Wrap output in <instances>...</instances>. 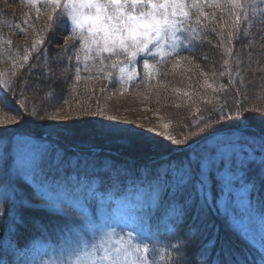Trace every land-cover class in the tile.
Here are the masks:
<instances>
[{
  "label": "snow or ice",
  "instance_id": "snow-or-ice-1",
  "mask_svg": "<svg viewBox=\"0 0 264 264\" xmlns=\"http://www.w3.org/2000/svg\"><path fill=\"white\" fill-rule=\"evenodd\" d=\"M45 3L50 19L62 9L55 16L53 38L70 32L81 42L85 61L97 60L99 71L119 68L116 82L125 85L137 77L134 62L138 58L146 76L159 75L149 60L160 57L163 62L175 54L177 34L192 30L193 16L197 24L207 18L205 7L223 12L226 6L234 16V29L241 19H248L243 0ZM210 31L217 29L213 26ZM227 35L231 41L233 33ZM65 48L72 51L76 45L65 44ZM225 53L232 57L233 48L226 46ZM248 55L251 70L252 54ZM121 57L129 62L128 69L120 67ZM106 59L112 61L110 65L104 64ZM235 63L244 61L237 57ZM256 63L255 71L264 79V67L259 66L264 64V49ZM223 64L228 65L229 60L224 59ZM232 72L227 68L220 75L231 78ZM105 78L111 79L112 73ZM80 79L77 74L75 80ZM205 84L212 87L207 81ZM29 88L22 76L0 78V109L11 113L0 124V264H264V223L257 228L255 222L257 212L264 222V200L258 199L264 192V107L235 102L234 91L232 104L225 98L193 130L181 133L180 139L168 134L165 142L136 128L105 123V119L116 118L82 105L73 125H49V120L64 111V96L55 93L47 101L33 98L28 107L25 93ZM225 106L234 115L229 131L221 135L223 121L230 118ZM89 115L104 119L81 118ZM26 125L45 132H25ZM70 129H75V135L67 134ZM81 135L83 139L77 140ZM61 141L69 142L70 147L65 148ZM112 146L117 148L115 153ZM22 185L31 187L40 203L33 204ZM107 193L129 202V218L123 224L94 214L93 207L103 203ZM33 209L47 213L48 221L29 215ZM237 209L242 215L238 216ZM213 216L225 220L231 236L221 234L211 221ZM127 227L131 231L125 232ZM25 233L31 235L23 239ZM161 240L168 243L157 253V262L150 254L156 253ZM49 250L60 259H37Z\"/></svg>",
  "mask_w": 264,
  "mask_h": 264
},
{
  "label": "rangeland",
  "instance_id": "rangeland-1",
  "mask_svg": "<svg viewBox=\"0 0 264 264\" xmlns=\"http://www.w3.org/2000/svg\"><path fill=\"white\" fill-rule=\"evenodd\" d=\"M260 1L262 0H243V13L247 15L248 19H241L243 30L240 33L238 28L234 33L233 28L229 26L227 20L221 19L225 14H220L217 22L221 21L222 23L214 24L211 21L212 26L210 25V28L214 26L217 31L211 32L209 30L208 33L210 36H215L217 43L212 38V40L207 38L203 44H201L202 42L199 39L197 40V46L199 45V48L205 51L199 56L201 57L200 59H197L196 56L195 61L200 60V64L203 63L205 65L204 68L210 71L208 75L204 70L201 71L200 64H195L193 57L189 56L191 50L196 47V43L191 39L189 31L182 30L177 34L178 44L175 54L168 56L163 62H160V57L149 60V63L158 69L159 75L153 74L146 76L142 68V63H139L141 58H138L137 62H134L137 77L126 85L122 82L117 83L116 81L120 75L119 68L111 69L110 67H105L104 71H99L98 61L94 59L85 61L83 58L84 53L80 50V47L77 46L72 51L65 48V44L69 46L77 44V39L71 33L60 32L53 38L52 33L55 27V16L59 15L62 9H57L56 13L52 14V19H50V8L45 3V0H0L1 6H5V8L15 13L12 14L14 17L8 14L3 15V18H1V22L5 24L3 25L4 29H0V40H3L15 55H18L20 51H25L26 56L29 57L28 59H32L29 56L30 54L35 56L37 53L42 54L43 59L41 58L38 65L35 66V64L29 62L30 60L23 64V68L25 67L29 71L27 73L29 78L26 77L24 84L31 85V88L26 91L25 95L27 97L28 107L32 106L33 98L47 101L55 93H60L64 96L66 101L64 111L60 112L57 119L49 120L47 122L49 125H73L80 112V105H82L91 111L102 109L107 117L116 118L115 120L105 119V123L119 124L122 128L126 129L136 128L146 132L149 136H154L157 139L167 142L166 136L168 134L180 139L181 133L186 134L190 131L184 125L185 120L194 116L196 121H198L201 117L208 116L209 109L213 105L219 106L221 104L219 103L220 99L216 97L217 95H214L213 88L222 89L227 92L228 104L233 103V92L235 91V101L238 100V103L243 102L246 107H264V79L261 78V73L255 71L257 68V57L261 50L264 49V27L262 26L260 33H258L259 35H256L262 44H257V41H254L252 36H250L251 31L249 30V26L262 23V21L260 22L259 14H262L261 11L263 9L260 11L256 8V4L260 3ZM63 2L64 0H61V4ZM17 10L22 12V14H17ZM206 11V13L208 11L214 12V9L207 7ZM203 19H201L200 24H196L199 33L202 31L200 28H203ZM43 20L46 21L47 26L45 27L40 24ZM39 27H43V31ZM256 28H258L257 25ZM9 33L13 37L19 38L17 42L20 45L17 48L14 46L15 43L11 39L9 40ZM228 33H233L231 41L228 39ZM30 35L35 38H33L34 43L28 45L26 42L31 39ZM38 41H43V43H38ZM184 41V50L181 53H177V50L183 46ZM23 44L29 47L22 48L21 46ZM189 44H191V47ZM229 45L233 48L232 57H228L225 53L226 46ZM167 50L170 51L171 49L169 48ZM2 52L3 48L0 45V54ZM7 52H9V49ZM249 53L252 54L251 70L248 68ZM77 57H79V60ZM237 57H241L244 63H235ZM224 59L229 60L228 65L223 64ZM120 60V67H125L126 69L130 67L129 62L123 57ZM71 61L73 62L72 66L75 65V67L71 68L73 70L71 73L74 75L72 79L70 75L67 76V73L69 74L70 71H63L65 68L69 69L67 62ZM111 62L110 59H106L104 64L110 65ZM259 66L264 67V64H260ZM16 67L17 65L11 63L9 60H5L4 58L0 59V78L15 80L17 77H20V74L13 72ZM192 68L196 70L193 71ZM227 68H232L233 72L231 78L228 75L221 76L219 74L221 79L223 78L224 81H227L226 84H222L220 78H218L219 76L215 73L225 71ZM77 69L79 70L78 73ZM189 71L198 74L199 77H202V80L205 78L202 84L209 90L207 94H198L195 97H193V94H189V86H187L186 80V75ZM237 71L240 72L239 76L236 75ZM108 72L112 73L111 79L105 78ZM77 74L81 77L79 81L75 80ZM58 81L63 82L64 90H56L53 88L52 82L55 83ZM205 81L211 84L212 87H207ZM221 84L223 87H221ZM21 104H24L23 100ZM224 111L230 114V118L229 120L223 121V123L228 122L229 124L226 123L225 129H223L225 131H222L220 133L221 135L229 131L232 125L231 116L234 115V110L227 106L224 108ZM50 114L55 115V111H50ZM9 115L11 113H5L3 109H0V124L6 121ZM65 116H67V119L64 118ZM81 118L88 120L104 119L103 117L91 115ZM165 124L168 125V128L164 127ZM8 126L15 127L14 124H9ZM255 126V123L250 121V127L255 128ZM23 130L31 133L45 132L44 129L31 125H26ZM159 133H164L165 135L159 136ZM67 134L75 135V129L68 130ZM53 139L55 140L57 138L53 137ZM80 139H83L82 135L77 137V140ZM173 147L177 146L173 145ZM21 187L23 188L25 196L33 204L40 203L39 196L31 187L26 185H22ZM100 204H102V211L99 213L98 210L95 211L93 209L95 215H105L110 220L114 222L118 221L122 224L123 221L128 220L129 202L121 196L107 193L104 202ZM237 214L238 216L242 215L240 209H237ZM255 222L257 228L264 223L260 220L259 212L256 213ZM117 231L119 232V229ZM124 231H131V227L125 228ZM167 243L168 241L161 240L156 253H152L153 258L157 262H159V255L157 253H162L163 247ZM169 252L171 253V249H169ZM37 259L56 261L60 259V255L49 250L46 256L37 257Z\"/></svg>",
  "mask_w": 264,
  "mask_h": 264
},
{
  "label": "trees",
  "instance_id": "trees-1",
  "mask_svg": "<svg viewBox=\"0 0 264 264\" xmlns=\"http://www.w3.org/2000/svg\"><path fill=\"white\" fill-rule=\"evenodd\" d=\"M12 4V3H11ZM21 6H25V5H21ZM256 8L258 9V10H262L261 11V13L262 14H259V16H260V22L261 21H263L264 20V1L262 0V1H260V3H258V4H256ZM209 9V8H208ZM207 10V7H205L204 9H203V11H205V12H207L206 11ZM217 9H214V12L213 11H208V16H207V18H204L203 19V28H200V30H202L200 33H199V30H198V28L196 27V17L195 16H193L192 17V19H191V21H190V24H191V28H192V30L191 31H189L190 32V34H191V39L192 40H194L195 41V43H196V47H194L193 48V50H191V53H189L190 55L189 56H192L193 57V61L195 62V64H200V60L198 61H195L196 59V56H197V59H200L201 57H199L202 53H203V51H205V50H202L201 48H199V45L197 46V40L199 39V41H201L202 43L201 44H203V42H204V40H206L207 38L210 40L211 38L213 39V41L214 42H216L217 43V41H216V38H215V36H210L208 33H209V30H210V25L212 26V22L211 21H213L214 22V24H217V23H219V24H221L222 22L221 21H219V22H217L218 20V16H220V14H225L223 17H221V19H225V20H227V22L229 23V26H231L232 28H233V20H234V17H232V16H230L229 14H228V11H227V7L225 6V11H223V12H221V11H216ZM213 13L215 14L214 16H213ZM9 14V16H11V17H14L12 14H15V13H13V11L12 10H9L8 8H5V6L3 7V6H1L0 5V29L2 30V29H4V27H3V25L5 24V23H3V22H1L2 21V19L1 18H3V15H8ZM17 14H22V12H19L18 10H17ZM27 16H28V12H27ZM6 19V18H5ZM31 19H33L32 17H31ZM201 23V22H200ZM43 27H45V26H47L46 25V21L45 20H43L42 21V23H40ZM218 24V25H219ZM251 24V23H250ZM249 24V25H250ZM259 24V25H258ZM248 25V26H249ZM256 25H257V27L258 28H256ZM264 27V25L262 24V23H256L255 25H253V26H249L250 28H249V30L251 31V34H250V36H252V38L254 39V41L256 42L257 41V44H262V42L260 41V40H258V38H257V36L256 35H259L258 33H260V31H261V27ZM43 27H39L40 28V30L41 31H43ZM240 27V28H239ZM196 28V29H195ZM239 30V33L243 30V25L241 24V21H240V25L237 27ZM237 28H233V31H234V33H235V30L237 29ZM65 33H67V32H65ZM32 35H33V33H32ZM7 36V35H6ZM8 36H10L9 37V40L11 39V41H13L14 43H15V47L17 48L20 44L17 42L18 41V39L19 38H17V37H13L12 35H10V33H9V35ZM7 36V37H8ZM30 37H31V39L28 41V42H26V44H30V43H34V39L33 38H35L34 36H31L30 35ZM211 39V40H212ZM255 42H254V44H255ZM76 43L77 44H75L76 45V47L78 46V47H80V41L79 40H76ZM0 45H1V48H3V52L0 54V59H2V58H4L5 60H9L11 63H14V64H16L17 65V67L16 68H14V70H13V72L14 73H16V74H20V77L22 76L23 78H24V80L26 79V77H28L29 78V76L27 75V73L29 72V71H27L28 69L27 68H23V64H25V62L26 61H29V62H31L32 64H35V66L36 65H38V62L41 60V58L43 59V57H42V54H36V56L35 55H33V54H30L29 56L32 58V59H26L25 60V56H26V53H25V51H20V53L18 54V55H15L14 53H13V51H11V49L9 48V47H7V45L3 42V40H0ZM28 45H22L21 47L22 48H24V47H29ZM199 48V49H198ZM9 49V52H7V50ZM7 52V54H6V52ZM187 54V53H186ZM22 57V58H21ZM29 58V57H28ZM72 61L71 62H67V65H68V67H69V71H70V73L68 74L67 73V76L68 75H70V77H71V79L74 77V75L71 73L73 70H71V68H72ZM200 66V68H201V71L202 70H204V72L208 75L209 73H210V71H208L206 68H204L205 67V65L202 63V64H200L199 65ZM192 70L194 71V70H196L195 68H192ZM193 71H189L188 73H187V75H186V80H187V86H189L188 88H189V94H193L194 96L193 97H195L196 95L198 96V94H202L203 95V93H206L207 94V92L209 91L207 88H206V86L204 85V84H202V82H203V80L205 79V78H203V80H202V77H199V75L198 74H196L195 72H193ZM43 72V71H42ZM217 76H219V74H220V71H218V72H216L215 73ZM218 78H220V76L218 77ZM35 80V79H34ZM220 82L222 83V84H226L227 83V81H224L223 80V78L221 79L220 78ZM193 84V85H192ZM221 84V85H222ZM52 86H53V88H55L56 90H59V89H61V90H64V84H63V82L62 81H58V82H52ZM203 86H205V87H203ZM236 87V86H235ZM22 90V89H21ZM216 97H218L219 99H220V101H219V103H221V104H223L224 103V100H225V98H227L228 97V94H227V92H225V91H223L222 89H218V91H216L215 92V94H214ZM238 101V100H237ZM237 101H235V102H237ZM234 102V101H233ZM238 103V102H237ZM226 107V106H225ZM208 115V114H207ZM196 119H195V117L194 116H192L191 118H189L188 120H185V126L188 128V130H193L194 129V127H193V125H195L196 124ZM229 124L228 122H224L223 124L225 125V127H226V125L227 124ZM192 124V125H191ZM249 124H250V122H249ZM225 129V128H224ZM223 131H225V130H223ZM227 131V130H226ZM158 136V135H157ZM161 140V139H160ZM73 143L74 142H76V141H72ZM62 144H63V146L65 147V148H69L70 147V143L69 142H66V141H62L61 142ZM117 151V148L115 147V146H112V152L113 153H115ZM258 199H261V200H264V192H261L260 193V195H259V197H258ZM29 215H36V216H38V217H40L42 220H44L45 222H47L48 221V219H49V216H48V214L47 213H45V212H42V211H38V210H35V209H33V210H31L29 213H28ZM211 221H212V223H214L219 229H220V232H221V234L222 235H225V234H227V235H229V236H231V233L229 232V225L225 222V220L222 218V217H217V216H213V217H211ZM2 232H3V230L2 229H0V234H2ZM31 235V233H25L24 234V237H23V239H27L29 236ZM232 239L234 240V242L237 244V246L238 247H243V245H241L238 241H235V237H232ZM173 242H175V241H171V243H173ZM176 243V242H175Z\"/></svg>",
  "mask_w": 264,
  "mask_h": 264
}]
</instances>
